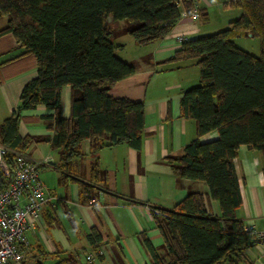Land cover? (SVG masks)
Returning a JSON list of instances; mask_svg holds the SVG:
<instances>
[{"label": "trees", "instance_id": "trees-1", "mask_svg": "<svg viewBox=\"0 0 264 264\" xmlns=\"http://www.w3.org/2000/svg\"><path fill=\"white\" fill-rule=\"evenodd\" d=\"M228 6L241 10L239 19L218 33L182 42L165 61H196L200 71L199 84L183 91L180 101L181 117L195 121L197 139L185 146L181 158L168 162L180 178L208 186L221 216L211 213L201 193L189 194L173 210H154L168 260L146 241L152 264H240V255L252 246L236 217L242 197L234 161L240 147L247 146L264 162V0H235ZM196 7L200 16L193 0H0V18L7 19L0 34H12L22 55H34L38 64L18 110L0 129L11 173L16 154H25L32 141L19 133L22 114L40 106L54 111L45 119L55 123L54 144L64 149V168L87 140L94 150L122 144L140 150L144 102L110 94L136 69L118 56L122 47L114 42L108 19L135 25L130 32L135 43L148 46L172 32L182 9L191 14ZM249 35L259 40V57L235 43ZM65 87L72 90L69 118L60 108ZM214 132L217 139L200 141ZM93 172L97 182L98 167ZM11 181L0 172V190ZM88 241L98 253L102 237L96 229Z\"/></svg>", "mask_w": 264, "mask_h": 264}, {"label": "crops", "instance_id": "crops-1", "mask_svg": "<svg viewBox=\"0 0 264 264\" xmlns=\"http://www.w3.org/2000/svg\"><path fill=\"white\" fill-rule=\"evenodd\" d=\"M193 1L201 12L199 18L190 19L188 11L182 9L180 21L164 40L148 46L136 44L135 56L129 62L123 59L131 62L136 74L110 92L116 98L144 102L145 128L140 150L126 144L94 150L87 140L76 147L78 155L64 168V149L54 144L55 123L45 119L54 111L40 106L22 114L19 133L32 139L25 155L43 163L40 177L46 191L53 196L42 209L37 228L28 234L30 247L24 254L25 263L152 264L146 241L160 257L168 260L154 210H173L189 194L201 193L207 198L211 213L221 216L220 205L210 200L208 186L180 178L168 162L181 158L185 146L197 139L196 123L181 117L180 101L183 91L199 84L200 71L197 62L170 65L165 61L181 48L180 37L185 41L201 37L204 25L200 20L204 17L208 22L212 2L222 3L220 0ZM234 1L227 0L222 5L237 9L234 17L226 21L227 27L241 16L240 9L228 6ZM109 25L119 28V23L110 22V30ZM6 27L7 19L0 18V32ZM117 46L122 47L119 56L126 47ZM23 52L12 34H0V129L18 110L24 86L37 77L36 57L22 55ZM71 98V88L65 87L60 107L64 118L70 117ZM217 138L218 133L214 132L200 141L205 143ZM234 165L242 197L236 217L244 227L264 231L262 155L241 146ZM97 167L99 179L94 182L93 171ZM93 229L102 237L98 253L88 241ZM248 240L252 246L240 255V264H264V243L251 237Z\"/></svg>", "mask_w": 264, "mask_h": 264}, {"label": "built area", "instance_id": "built-area-1", "mask_svg": "<svg viewBox=\"0 0 264 264\" xmlns=\"http://www.w3.org/2000/svg\"><path fill=\"white\" fill-rule=\"evenodd\" d=\"M188 16L192 20L198 19V8ZM179 40L184 42L185 38ZM8 152L9 149L0 143V172L12 180L0 190V264H27L24 254L30 247L28 234L37 228L42 209L53 196L46 191L40 177L42 162L17 153L12 174L5 159ZM244 232L264 243V231L244 227Z\"/></svg>", "mask_w": 264, "mask_h": 264}, {"label": "rangeland", "instance_id": "rangeland-1", "mask_svg": "<svg viewBox=\"0 0 264 264\" xmlns=\"http://www.w3.org/2000/svg\"><path fill=\"white\" fill-rule=\"evenodd\" d=\"M220 1H222V3L220 4H218V2H212L213 5L210 8L208 22H206V19L204 17H202V19L200 20L199 23L204 25L203 26L204 32L199 34L200 36L213 35L215 33L222 31L225 27H227L225 26L226 25L225 23H227L226 21L232 19L231 17H234L235 13L237 12V9H226L222 6L223 3H225L227 0H220ZM109 27L110 30L113 32L114 42L117 45H125L126 47L125 50L119 54V57L121 59L128 60L129 62L131 56L133 57L135 56L134 47L136 43L130 32L133 29H135L136 26L128 22H120L119 28L115 29L111 25H109ZM235 43L237 47H239L240 49L247 51L254 56L259 57L260 43L258 39L251 38L249 35V37H241L235 40ZM149 55L150 53L148 54V56Z\"/></svg>", "mask_w": 264, "mask_h": 264}, {"label": "water", "instance_id": "water-1", "mask_svg": "<svg viewBox=\"0 0 264 264\" xmlns=\"http://www.w3.org/2000/svg\"><path fill=\"white\" fill-rule=\"evenodd\" d=\"M111 21H112V19L109 18V19H108V23H110Z\"/></svg>", "mask_w": 264, "mask_h": 264}]
</instances>
